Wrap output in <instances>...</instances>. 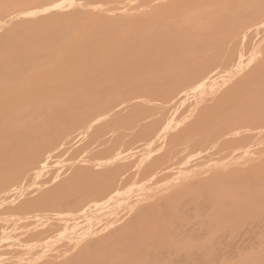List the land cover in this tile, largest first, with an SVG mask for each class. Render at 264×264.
<instances>
[{
    "label": "rangeland",
    "instance_id": "obj_1",
    "mask_svg": "<svg viewBox=\"0 0 264 264\" xmlns=\"http://www.w3.org/2000/svg\"><path fill=\"white\" fill-rule=\"evenodd\" d=\"M43 1L45 2L43 3ZM60 1L62 2L60 3ZM147 1L150 0H55L52 3L49 0V4L46 0H0V21L3 24L0 25V83H2L0 84V118L7 116L8 118L4 119L8 121L13 119L12 123L7 121L5 126L9 124L10 127L11 124L16 123H19V126L22 115L25 118L31 116L29 112L31 107L33 109L36 105L38 107L39 104H47L51 101L56 103V99H59L61 94L70 93L63 90L74 88L80 90L79 92H85V90L93 92L106 89V95L104 93L103 96L104 91L101 93L102 96L87 94L89 97H83V102L78 100V91L75 92L78 99H73L75 102L82 103L79 104L82 109L88 104L92 108H87L86 117L77 120V128H72L68 132L59 129V132L53 133V144L38 149L37 141H34L36 144L35 146L32 144L34 147L28 148L27 146V149L23 147L25 148L23 150L20 145L22 141L20 144L17 141L16 145H20V148L15 150H18V153L17 151L15 153V150L14 153L9 151L11 153L7 157L0 158V183L7 182L10 174L17 176L19 178L15 182L21 181V184L24 185L23 188H26L24 194L16 202L26 198H35L58 184L63 176L68 174L69 164L73 160V166L90 167L96 172H101L107 166L95 164L101 161L100 158L103 154L100 152L104 147L109 146L110 141L111 144L114 139L117 141L119 139L122 146L125 142L127 147L124 146L123 149L130 148V153L127 152L132 155L127 156L129 155L127 153L125 155L127 157L119 161L130 160L131 162L140 155L142 145L146 144V140L149 141L158 136L161 131H165V136L160 140L157 139L151 145L153 150L161 147L158 152L155 151L152 155L158 156L173 145L178 151L175 161H186L182 166H191L189 169L194 172L187 176L188 178L191 175L190 178H186V181L190 183V181L197 180L199 182L201 180L206 181V184L196 197L194 195L193 200L187 197L188 202L184 204L185 207L183 206L180 212L171 216L169 223L173 229L166 232L167 236L163 232L162 237L165 238H163L165 241H160L170 243L167 242L169 246L167 251H170V254L167 251L166 254L163 252L165 257H162L161 254L158 256V254L157 256L162 258L155 257L154 260L158 263L163 262V264L165 261L168 263V260L171 259L175 261L171 262L176 264H187L188 261H191L192 264L196 262V264L199 262L204 264L205 260L207 264H264V48L262 49L264 46V16L255 13L254 20L256 22L253 23L255 25H250L245 29L241 27L231 37L230 31L227 32V28L220 25L219 22L221 20L233 21L239 16L238 12L240 15L243 14L242 5L253 3V0H151L148 3ZM46 2L49 4L47 7ZM54 2L58 4L56 3V5ZM25 3H27L26 8H23ZM30 7H34L33 11ZM27 8H30L31 12H28ZM38 8L40 9L38 10ZM23 9H26L27 13ZM222 9L226 11V15L220 14V17L219 10ZM203 11L204 13H202ZM241 16L243 18L244 15ZM191 19L195 21H192L193 24ZM186 22H188V26ZM257 22L259 25L256 24ZM261 22L262 24H260ZM197 27L198 29H195ZM228 29L232 30V28ZM237 31H239L238 34ZM207 34L208 36L211 34L208 39ZM260 38L262 42L257 52H252L251 49L256 47L254 45L261 40ZM219 40H222V43ZM192 41L195 42L190 44L189 42ZM215 43H218L219 46ZM25 47L27 48L24 49ZM57 48L61 52L57 51ZM238 49L239 51H237ZM218 52L221 55L218 56ZM255 52L257 54H254ZM227 53H230V58L225 57ZM138 56H144V58L140 59ZM223 58L225 61L222 60ZM42 65H44L43 68H41ZM36 73H38L37 76L42 74L37 77L34 76ZM7 77L10 81L5 83ZM11 77L13 78L11 79ZM26 77L29 80L25 79V84L24 78ZM1 78L5 80L2 79V82ZM22 82L24 85H19ZM49 88L56 91H48ZM231 92L234 94L233 101L226 102V109L217 110L215 106L219 105L224 97ZM200 97L202 98L200 99ZM59 101L57 105L55 104L56 109ZM64 101L63 103H65ZM27 104L32 105L29 107ZM71 105L68 106L71 107ZM25 107L29 108L22 109ZM62 109L64 110L66 107L61 108V112L58 111V116L60 113H64H62ZM71 109L65 111L69 113L76 111L75 107L73 110ZM84 110L86 109L84 108ZM205 110H207V114L201 115ZM31 112L34 113V110ZM52 112L53 116L54 114L57 116L56 110L55 113ZM65 113L63 115H66ZM39 117H37V122ZM57 117L50 116V119ZM63 117L61 116V119ZM43 118L45 121L46 118ZM59 119L60 117H58V121ZM177 119L179 122L176 121ZM25 120L27 121V119ZM46 122L48 125L52 123L48 120ZM27 124L29 123L27 122ZM23 125L26 127L24 123ZM59 125L56 124L53 127L52 123L51 127L54 129ZM43 127L45 126L43 125ZM24 131H26L25 128ZM144 136L145 138H143ZM203 136L206 137V140L200 143L201 152L197 153L194 151L196 147L191 143ZM136 139H141V141ZM134 140L136 142H133ZM22 144L24 145V143ZM96 156H99V159H96ZM39 167L44 169L35 180L36 184H33L31 173ZM23 169L26 170L23 171ZM132 170L130 169V171ZM171 172L174 171L169 173ZM56 175L58 177L52 180ZM123 178L126 179L124 176ZM171 179L172 176L166 177L163 179L165 181L162 180L158 182V185H154L157 189L160 188L157 192L155 191L157 189L152 186L154 194L150 189L148 193L152 191L151 195H148L146 191L145 194L148 196L141 203L151 202V199L156 196L165 194L164 201L166 202L170 197L168 194L173 192H171L172 188L176 189L181 182L177 179V181L173 180L172 183H169ZM162 184H164L163 187H161ZM165 184L172 187L167 188L168 186ZM8 185L9 182L4 186ZM124 186H122L123 191L128 188L127 185ZM132 187V193L129 192L131 195L137 188L135 185ZM14 192L15 190L2 195L8 200L10 195H15ZM217 197L220 200H217ZM160 198L159 200L162 202V197ZM187 198L185 197L186 201ZM153 201L155 202V200ZM157 202L159 203L158 199ZM122 204L121 207L118 206L119 208L115 206L114 216L108 214L107 210L102 212V216L100 211H96L98 212L97 216H94L92 220L93 227L97 231L96 235L103 230V234L106 232L107 235L113 231L111 230L113 227L122 226L127 220L129 221L130 217L135 216L136 212L138 213V209H141L137 204L136 207H131L128 203ZM7 205L8 203L0 205V232L6 231L8 234V238L5 236L0 238V259L4 258L0 264H41L43 262L46 264V262L55 261H59L60 264L63 258L68 256L69 251H74L75 248L71 245L68 247L70 249H65V246H69L68 243L73 245L74 242L64 235L62 237V234H57L56 229L59 227L53 228L52 231L55 232L52 233L48 230L50 233V235L46 234L48 237L43 238L44 233L42 236L44 240L42 243L39 241L41 245H38V242H35L38 246L35 245L31 239L26 240L28 236L25 242L23 240L26 234L29 235L33 230V232L38 229L44 231L45 227L44 229L42 227L46 226V222L47 226L54 223L60 226L59 223L64 219L63 213L46 211L44 212L46 217L40 214L43 219L41 216L39 219L35 216H18V218L14 216V218L9 216L5 210ZM142 205L140 206L142 207ZM119 209H122L121 212ZM161 209L163 212L167 211L166 207L165 210ZM96 212L94 211V213ZM119 214L122 215L120 219H118ZM161 214L162 210L159 215L161 216ZM55 215L63 217L62 219L58 217L61 219L59 220L57 216L53 218ZM3 218H5L4 221ZM116 218L120 222L117 220L116 225L109 228L110 225L115 224L113 219ZM154 219L156 218L154 217ZM160 221L161 219L157 222ZM69 222H73V220ZM117 222L119 223L117 224ZM12 224L13 226H11ZM17 236L21 240L14 239ZM186 236L187 240L192 237L191 242H184L183 239ZM219 239L220 241H218ZM45 240H49V242H45ZM31 241L33 244L29 245ZM67 241L68 243H66ZM83 242L80 243V247L77 245V248L84 246L86 242ZM182 243L185 245L201 243L203 254L206 256L205 260L203 262L196 260L200 257V255L196 256L198 247L187 249V253L185 249L187 246L185 247ZM15 244L20 245L16 246ZM43 244L44 246H42ZM81 244L84 245L81 246ZM182 246L185 248L183 247V249ZM23 248L30 250L27 253H24V250V254H21L19 251H22ZM61 252L62 255L57 256ZM72 253L74 255V252ZM72 253L69 254L72 255ZM188 254L193 256L190 258ZM167 255L173 257L168 258ZM16 256H19V259ZM67 256L66 259H70ZM195 256L194 261L190 260Z\"/></svg>",
    "mask_w": 264,
    "mask_h": 264
},
{
    "label": "bare ground",
    "instance_id": "obj_2",
    "mask_svg": "<svg viewBox=\"0 0 264 264\" xmlns=\"http://www.w3.org/2000/svg\"><path fill=\"white\" fill-rule=\"evenodd\" d=\"M46 1H48V3H49V0H46ZM53 1H55V0H51V2L50 3H52ZM151 1V0H150ZM150 1H147V3L148 2H150ZM154 1V0H153ZM158 1V0H157ZM45 1H43V3H44ZM62 1H60V3H61ZM251 2V1H250ZM28 3V2H27ZM27 3H25V7H23V8H26V5H27ZM47 3V2H46ZM46 3H45V5H46ZM47 3V5H46V7L47 6H49V4ZM57 2H54V4H56ZM32 4V3H31ZM58 4V3H57ZM56 4V5H57ZM15 5V4H14ZM13 5V6H14ZM41 5V4H40ZM52 5V4H51ZM55 5V6H56ZM111 5V4H110ZM32 6V5H31ZM113 6V5H112ZM17 7V6H16ZM28 7V6H27ZM43 7V6H42ZM52 7V6H51ZM50 7V8H51ZM54 7V6H53ZM57 7V6H56ZM107 7H109V6H107ZM19 8V7H18ZM31 8V7H30ZM28 9V12H31V11H33V8H31V9ZM41 8V7H40ZM40 8H38V10L40 9ZM218 8V7H217ZM45 9H47V8H45ZM44 9V10H45ZM21 10V9H20ZM19 10V11H20ZM26 9H23V11H25ZM31 10V11H30ZM37 10V9H36ZM43 10V9H42ZM41 10V11H42ZM241 10H244L243 11V14H241V15H244L243 16V18H241L242 16L240 15V12H238V17L236 18V19H233V21L231 20V21H223V20H221L220 22H219V24L220 25H222V26H224L225 28H227V32L228 31H230L229 33V35L232 37V35L233 34H236L235 32H236V30H238L239 28H241V27H243V29H245V28H248L250 25L252 26V25H255V24H253V23H255L256 21L254 20V17H255V13H259V14H262V16H264V0H256V1H254L253 0V3H247V5L246 4H244V5H242V7H241ZM35 11V10H34ZM206 11V10H205ZM246 11V12H245ZM244 12H245V14H244ZM24 13V12H23ZM25 13H27L26 11H25ZM202 13H204V11L202 12ZM207 13V12H206ZM242 13V12H241ZM220 14H222V16H225L226 15V11H224L223 9L222 10H219V15ZM227 14H228V12H227ZM199 15H200V13H199ZM220 17H221V15H220ZM189 19V18H188ZM146 20V19H145ZM11 21V20H10ZM190 21V20H189ZM192 21H194L193 19H191V22ZM258 21V20H257ZM260 21V20H259ZM261 21L263 22V19H261ZM195 22V21H194ZM231 22V23H230ZM262 22L260 23V24H262ZM2 22L0 21V25H3V24H1ZM184 23V22H183ZM182 23V24H183ZM231 24L230 26H229V24ZM186 24H187V26H188V22H186ZM192 24H193V22H192ZM257 25H259L258 24V22L256 23ZM189 25H191V24H189ZM213 25H215V23H213ZM226 25V26H225ZM256 25V26H257ZM195 26V25H194ZM263 26H264V24H263ZM1 27V26H0ZM200 27V26H199ZM201 27H203V26H201ZM211 27H213V26H211ZM210 27V29H213V28H211ZM255 27V26H254ZM194 28V27H193ZM206 28V27H205ZM209 28V27H208ZM228 28H232V30H229ZM256 28V27H255ZM261 28H263V27H261ZM39 29V28H38ZM177 29V28H176ZM195 29H198V27L197 28H195ZM202 29V28H201ZM210 29H208V30H210ZM242 29V30H243ZM264 29V28H263ZM200 30V29H199ZM203 30V29H202ZM258 30V29H257ZM201 31V30H200ZM204 31V30H203ZM226 32V34H228ZM238 32L239 31H237V34H238ZM253 32H254V30H253ZM11 33V32H10ZM259 33V32H258ZM225 34V33H224ZM211 35V34H210ZM209 35V36H210ZM228 35V36H229ZM204 36V35H203ZM207 36H208V34H207ZM209 36L207 37V39L209 38ZM229 36V37H230ZM243 36H244V34H243ZM2 37V36H1ZM200 37V36H199ZM211 37V36H210ZM35 38V37H34ZM202 38V37H201ZM228 38V37H227ZM227 38H225V39H227ZM187 39V38H186ZM196 40H197V38H195ZM199 39V38H198ZM261 39V38H260ZM264 40V39H263ZM22 41V40H21ZM198 41V40H197ZM196 41V42H197ZM220 41V40H219ZM222 41V40H221ZM220 41V42H221ZM184 42H186V41H184ZM193 42H195V41H192V42H189L190 44H192ZM200 42H202L201 40H200ZM219 42V43H220ZM224 42V41H223ZM261 42H262V39L261 40H259V42H257V44L256 45H254L253 43H252V46L254 45V46H256V47H254L253 49H251L252 50V52L253 51H256L257 52V50H258V47L260 46V44H261ZM9 43V42H8ZM19 43V42H18ZM188 43V42H187ZM222 43V42H221ZM256 43V42H255ZM16 44V43H15ZM217 46H219L218 45V43H215ZM251 45V44H250ZM60 46V45H59ZM216 46V47H217ZM245 46V45H244ZM28 47V46H27ZM27 47H25L24 49H26ZM30 47V46H29ZM221 47V46H220ZM249 48H251V47H249ZM264 48V46L262 47V49ZM20 49V48H19ZM59 48H57V51H60L61 52V50L59 49ZM83 49V48H82ZM233 49H235V48H233ZM261 49V50H262ZM248 50H250V49H248ZM29 51V50H28ZM56 51V52H57ZM63 51V50H62ZM89 51V50H88ZM237 51H239V49L237 50ZM237 51H235V52H237ZM241 51V50H240ZM243 51H244V49H243ZM264 51V50H263ZM7 52V51H6ZM249 52V51H248ZM254 53V54H257V53ZM259 52V51H258ZM261 52V51H260ZM26 53V52H25ZM239 53V52H238ZM250 53H251V51H250ZM193 54V53H192ZM232 54V53H231ZM57 55V54H56ZM103 55H104V53H103ZM189 55V54H188ZM218 56L219 55H221V54H219V52H218V54H217ZM223 55V54H222ZM226 56L225 57H227V58H230V53H227V54H225ZM238 55V54H237ZM240 55V54H239ZM235 56H236V54H235ZM140 59L141 58H144V56H138ZM192 57V56H191ZM237 57V56H236ZM253 57H254V55H253ZM48 58V57H47ZM240 58V57H239ZM239 58H238V60H239ZM242 58V57H241ZM240 58V59H241ZM46 59V58H45ZM199 59V58H198ZM165 60V59H164ZM200 60H202V59H200ZM223 61H225V59L223 58L222 59ZM235 60H236V58H235ZM4 61V60H3ZM100 61V60H99ZM228 62V61H227ZM232 62V61H231ZM239 62V61H238ZM242 62V61H241ZM3 63V62H2ZM185 63V62H184ZM224 63V62H223ZM227 64V63H226ZM236 64H237V62H236ZM240 64V63H239ZM194 65V64H193ZM206 65V64H205ZM262 65V63L260 64V66ZM14 66V65H13ZM43 66L44 65H42L41 66V68H43ZM62 66V65H61ZM235 66V65H234ZM6 67V66H5ZM10 67H12V66H10ZM199 67H201V66H199ZM198 67V68H199ZM3 68V67H2ZM40 68V69H41ZM198 68H196V69H198ZM215 68H216V66H215ZM214 68V69H215ZM6 69V68H5ZM39 69V68H38ZM57 69V68H56ZM35 71H36V69H34ZM43 70V69H42ZM212 70V69H211ZM91 71V70H90ZM93 71V70H92ZM210 71V70H209ZM32 72V71H31ZM37 72V71H36ZM73 72H75V71H73ZM185 72V71H184ZM33 73H35V72H33ZM211 73V72H210ZM37 74L38 73H36V75H34V76H37ZM42 74V73H41ZM41 74H39L37 77H39ZM209 74V73H208ZM253 75V74H252ZM33 76V75H32ZM33 76V77H34ZM200 76V75H199ZM30 77H31V75H30ZM36 77V78H37ZM47 77V76H46ZM193 77V76H192ZM9 77H7V79H8ZM13 77H11V79H12ZM164 78V77H163ZM170 78V77H169ZM183 78V77H182ZM203 78V77H202ZM247 78V77H246ZM2 79H4V78H1V81H2ZM6 79V81H5V83L6 82H8V81H10V79H8L7 80ZM25 79H27V77L26 78H24V81H25ZM100 79V78H99ZM161 79V78H160ZM160 79H158L159 81H160ZM201 79V78H200ZM5 80V79H4ZM23 80V79H22ZM27 80H29V78L27 79ZM164 80V79H163ZM192 80V79H191ZM190 80V81H191ZM244 80H246L245 78H244ZM112 81V80H111ZM258 81V80H257ZM3 82V81H2ZM186 82V81H185ZM199 82V81H198ZM223 82V81H222ZM25 84H26V81L24 82ZM27 83H28V81H27ZM75 83V82H74ZM96 83H97V81H96ZM0 84H2V83H0ZM23 84V82L22 83H19V85H22ZM219 84V83H218ZM238 84V83H237ZM19 85H18V87H19ZM24 85V84H23ZM166 85H168L167 83H166ZM191 85V84H190ZM252 85V84H251ZM208 86V85H207ZM78 87V86H77ZM184 87V86H183ZM182 88V87H181ZM18 89V88H17ZM216 89V88H215ZM106 89L104 88V89H99L98 91L97 90H95V91H93V92H86V90H85V92H79L80 90H76V89H74V88H69V89H66V90H63V91H69L70 93H71V95H70V93L68 94L67 92L65 93H63V95L61 96L60 95V97H59V99L57 98L56 99V103H55V101H51V102H49V103H47V104H44V103H42V104H39L38 105V107L40 108L41 106V108L39 109L38 107H37V105H36V107H33V109H32V107H31V109H30V117H26L25 118V116L24 115H22L21 116V121H20V125L18 126V124L19 123H16V124H11V126L12 125H14V126H10L9 127V124L8 125H6L5 126V124H7V119H4V118H8L7 116H4V117H1L0 118V158L1 159H3V158H5V157H7L8 156V154L9 153H11L12 151V153H14V150L15 149H18V148H20V145H21V147L23 148V147H25L26 149H27V146H28V148H30V147H32L33 145L32 144H34V146L37 144V145H39V146H37L36 145V147L38 148V149H40V148H42V147H45V146H49V145H51V144H53V141H54V139H53V137H52V134L53 133H56V132H59L60 130H66L67 132L69 131V130H72V128L74 129V128H77V123H78V121L77 120H79L80 118H84V117H86V112H87V108L88 109H90V108H92V106H90V104H88V105H85V106H83V109H82V106H80L82 103H80V102H78V101H76L75 102V100L74 99H78V97H77V94L79 95V101H82L83 102V97H85L86 98V96L87 97H89L90 95H92V96H95V95H101L102 96V92H103V96H104V93L106 92L105 91ZM250 90V89H249ZM41 91V90H40ZM48 91H56V90H54V89H50L49 88V90ZM73 91V92H72ZM77 91H78V93H77ZM81 91H84V90H81ZM165 91H170V90H165ZM77 94H76V93ZM208 92V91H207ZM75 95H74V94ZM83 93H85L84 94V96H83ZM92 93V94H91ZM100 93V94H99ZM89 96H88V95ZM240 94V93H239ZM238 94V95H239ZM82 95V96H81ZM105 95H106V93H105ZM205 95V94H204ZM61 97H63V98H61ZM66 97H68L69 98V100H67L68 98H66ZM74 98V99H73ZM202 97H200V99H201ZM233 98H234V94L231 92V93H228L227 94V96L226 97H224V99L222 100V102L219 104V105H216L215 106V108L217 109V110H221V109H226L227 107H226V102L229 100V101H233ZM62 99H64V100H66V101H64V100H62ZM70 99H71V101H70ZM73 99V100H72ZM58 100H60L59 101V105L57 106V109H59V110H57L56 109V106H55V104L57 105V103H58ZM63 101L65 102V103H63ZM89 101V100H88ZM113 101V100H112ZM61 102V103H60ZM71 103V104H73V105H71V104H68L69 106L71 105V107H69L68 105H67V103ZM93 102V101H92ZM111 102V101H110ZM51 103H52V105H51ZM85 103V102H84ZM90 103V102H89ZM1 104V103H0ZM43 104L45 105L44 107H43ZM75 104V105H74ZM80 104V105H79ZM87 104V103H86ZM29 105V107L32 105V104H27V106ZM41 105V106H40ZM76 105H77V107H79L78 109H77V107H76ZM49 106V107H48ZM54 106V107H53ZM193 106V105H192ZM250 106V105H249ZM29 107H27V108H29ZM47 107V108H46ZM52 109H51V108ZM58 107H61V108H65L66 107V109H62L63 111H62V113L64 112H66V111H68V109L70 110V108H72L71 110H73V108L75 107V109L74 110H76L75 112H73V111H70V113L69 112H66L65 114L66 115H63V114H61V116L63 117L62 119H61V116H60V114H59V116H58V111L59 112H61L60 110H61V108H58ZM81 107V108H80ZM264 107V106H263ZM27 108L25 107V108H22V109H26L27 110ZM35 108V109H34ZM84 108L86 109V110H84ZM54 109V110H53ZM192 109V108H191ZM31 110L33 111L34 110V113L33 112H31ZM43 110V111H42ZM44 110H45V112H44ZM48 110V111H47ZM51 110V111H50ZM55 110L57 111V113H56V115L58 116V117H60V119H59V121H58V117L57 116H55V114H54V116H53V112L52 111H54V113H55ZM66 110V111H65ZM78 110H79V114H78ZM81 110V111H80ZM85 112H83V111ZM237 110V109H236ZM24 111V113H25V110H23ZM36 111V112H35ZM41 113H40V112ZM49 111H50V114H49ZM38 112V113H37ZM43 112V113H42ZM73 112V113H72ZM204 113H201V115H206L207 114V110H205V111H203ZM23 113V114H24ZM35 114V113H37V114H35V115H33V114ZM40 113V114H39ZM48 113V114H47ZM84 113V114H83ZM189 113H190V110H189ZM188 113V114H189ZM230 113V112H229ZM48 115L47 117L46 116H44V115ZM52 114V115H51ZM81 114V115H80ZM191 114V113H190ZM189 114V115H190ZM249 114H250V112H249ZM51 117H57L56 119H54V118H52V119H50V116ZM72 115H73V117H72ZM78 115V116H77ZM211 115V114H210ZM23 116H24V119H23ZM40 116V117H39ZM188 116V115H187ZM191 116V115H190ZM33 117V121L31 120V118ZM37 117H39V119H38V122H37ZM43 117H45L46 119H45V121H44V118ZM49 117V118H48ZM65 117H66V119H65ZM68 117V118H67ZM182 117H183V115H182ZM181 117V118H182ZM43 118V119H42ZM48 118V119H47ZM1 119H3V120H1ZM20 119V118H19ZM25 119H27V121L25 120ZM70 119V120H69ZM180 119V118H179ZM12 120L13 119H9V121L8 122H10V123H12ZM50 121V122H52L53 123V127H54V125H59L58 126V128H57V126H55V130L54 129H52L53 127H51L52 126V123H50L49 125L47 124L48 122H46V121ZM56 120V121H55ZM61 120V121H60ZM64 120H66L65 121V123H64ZM2 121H3V123H2ZM4 121H6V122H4ZM54 121V122H53ZM92 121V120H91ZM90 121V122H91ZM176 121H178L179 122V120L177 119ZM27 122L29 123V124H27ZM31 122V123H30ZM37 122V123H36ZM59 122V123H58ZM63 122V123H62ZM23 123L26 125V127H27V129H26V127L23 125ZM35 123V124H34ZM44 123V124H43ZM46 123V124H45ZM61 123H62V125H61ZM174 123V122H173ZM21 124H22V126H24L23 128H22V126H21ZM45 126V127H43V125ZM162 124V123H161ZM17 125V126H16ZM214 125V124H213ZM227 125H229V124H227ZM41 126V127H40ZM47 126H48V128H50L49 129V131H48V128H47ZM160 126H162V125H160ZM164 126H166V125H164ZM226 126V125H225ZM18 127V128H17ZM43 127V128H42ZM78 127H79V124H78ZM24 128H25V130L26 131H24ZM57 128V129H56ZM226 128V127H225ZM11 129H13V130H11ZM15 129V130H14ZM42 129V130H41ZM53 131H52V130ZM60 129V130H59ZM170 129V128H169ZM219 129V128H218ZM45 130V131H44ZM217 130V129H216ZM10 131V132H9ZM47 131V132H46ZM160 131H161V129H160ZM154 132V131H153ZM158 132V131H157ZM156 132V133H157ZM141 133V132H140ZM155 133V132H154ZM160 133V132H159ZM95 135V134H94ZM153 136H154V134H153ZM165 136V131L164 132H162L161 131V133L158 135V136H156V137H154V138H152L151 140H146L147 142H146V144H143L142 146V148H141V153H140V155L132 162H130V160H127V162H126V160L125 161H119V160H121V159H124V158H126L127 156H130V155H132V154H129L130 152V148H124L123 149V147L124 146H126L124 143H123V146H122V142H120L119 141V139H118V141L116 140V139H114L113 140V142L110 144V142H109V146H107V148H105V150H101L102 152H100V153H102L103 154V156L100 158V160L101 161H99L98 163H96V161L94 160V162L96 163L95 165H104V166H107V168L106 169H104L103 171H101V172H96V171H94L92 168H90V167H80V166H73L74 165V160L72 161V160H70V161H72L71 162V164H69L70 165V167L68 168L69 170V172H68V174L66 173V175H64L63 176V178L61 179V181L58 183V184H56L54 187H52V188H50V189H48L47 191H45V192H43V193H41L38 197H35V198H26V199H24V200H21L20 202H16L17 201V199H19V197H21L23 194H24V189L26 188H23V186L24 185H22L21 184V181L20 182H15L19 177H17V176H13L12 174H10L9 175V177L7 178L8 179V181L7 182H4V183H2V184H7L8 182H9V185L8 186H4V185H2L1 183V186H0V205L1 204H4V203H8V205H7V207L5 208V210L7 211V213H9V216H11V217H17L18 218V216H35V217H37V219H39L40 218V216H41V218H42V215H40V214H43V216H44V212H46V211H48V212H50V211H52V212H58V213H63L62 215L64 216V219L59 223V225L60 226H57L58 224L57 223H54L53 225L55 226L56 224V226L54 227L53 225H51V226H47V222L45 223L46 224V226L44 225L42 228L44 229V227H45V229H44V231L42 230V229H38V231H36L35 230V232H33V231H31V233H29V235H28V233L26 234V236H25V238L23 239L24 240V242H25V239H26V237L28 236V239H26V240H29V239H31V240H33L34 241V243L35 242H38L39 243V241H41L40 243H42V240H44L43 238H45L47 235L46 234H48V235H50V233L49 232H55V231H52V230H54V229H56V227H59V228H57L56 229V232H57V234H62V237H63V235L64 236H66V237H68L67 239H70V240H72L74 243H73V245H72V243H68V241L66 242V243H68V245L69 246H65V244H64V246L66 247L65 249L66 250H68V249H70V248H68V247H70V245L72 246V247H74L75 249H74V251H72V252H74V255H73V253L72 252H70L69 251V253H72V255L71 254H69L68 253V256L67 257H70V259L68 258V259H66V256L64 257L67 261L65 262V259L63 258V260L60 262V264H163V262H160V263H158V262H156V260H154V259H156L155 257H157V258H162V257H165V255H163L164 253L166 254V251H167V247L169 248V246L167 245L169 242L168 241H166V243H162V242H160V241H165V240H163V238L164 237H162V235L165 233L166 234V236H167V233L166 232H168L169 231V229H170V231L173 229L172 228V225H171V223H169V221L171 220V216L172 215H174V213L175 214H177V212H180V210L182 209V207L184 206L185 207V205L184 204H186L187 202H188V198L187 197H190L191 199L193 198L194 199V195H195V197H196V195L198 194V192L205 186V184H206V181H197V180H195L194 182H192V181H190V183L188 182V181H186V178H187V176L189 175V174H192V173H194V172H191L190 171V169H189V167H191V166H189V167H183L182 165H184L185 163H186V161L185 162H183L182 160H180V161H175V159L177 158V150L175 149V147L172 145V146H170L165 152H163V153H161V154H159L158 156L157 155H155V156H153L152 154H153V152H155V151H157L158 152V150L159 149H161V147H159V148H157V149H155V150H153V149H151V145L153 144V143H155V141H157V139H161V138H163ZM41 138V140H39ZM143 138H145V136L143 137ZM186 138V137H185ZM44 141H43V140ZM176 139V138H175ZM116 140V141H115ZM137 140V139H136ZM136 140H134L133 142H136ZM139 141H141V139H138ZM137 140V141H138ZM206 140V137H200V139H196L195 141H192V143L191 144H193V146L194 147H196V150H194L195 152H197V153H199V152H201V148H200V143H202L203 141H205ZM19 142V144H20V142H21V144L20 145H16V143H18ZM24 141H26V142H24ZM27 141H28V143H27ZM34 141H37L36 142V144H35V142ZM43 141V143H40V142H42ZM128 141H130V140H128ZM143 141V140H142ZM145 141V140H144ZM32 142V143H31ZM34 142V143H33ZM127 142V141H126ZM174 142H175V140H174ZM173 142V143H174ZM22 143H24V145L22 144ZM39 143V144H38ZM143 143V142H142ZM42 144V145H41ZM129 144V143H128ZM31 145V146H30ZM174 145H176V144H174ZM33 146V147H34ZM127 147V146H126ZM25 148H23V150H25ZM20 150H22V149H20ZM138 150V149H137ZM136 150V151H137ZM9 151H11V152H9ZM16 151H17V153H18V150H15V153H16ZM129 153H128V152ZM199 151V152H198ZM135 152V151H134ZM138 152H139V150H138ZM129 154V155H127L126 157H125V155L126 154ZM98 155V154H97ZM39 157V156H38ZM99 157V156H98ZM97 156H96V159H99ZM95 158V157H94ZM0 159V160H1ZM70 159H72V158H70ZM77 160H78V158H77ZM80 160V159H79ZM82 161V160H81ZM116 161H118V163H115ZM75 162H77V161H75ZM80 162V161H79ZM87 162V161H86ZM123 163V164H120V163ZM128 162H130V163H128ZM34 163H37V162H34ZM93 163V162H92ZM126 163V164H125ZM94 164V163H93ZM53 166V165H52ZM2 167V166H1ZM35 167V166H34ZM41 167V166H40ZM37 168V169H35L34 170V172H32L31 174V178H32V183L33 184H36L35 183V180L41 175V172H42V169H44V168ZM130 169H133L132 171H130ZM192 169V168H191ZM26 169H23V171H25ZM193 170V169H192ZM170 171H174V172H171V173H169ZM194 171V170H193ZM187 172V173H186ZM16 173V172H15ZM194 175V174H193ZM123 176L124 177H126V179H124L123 178ZM172 176V179L169 181V183H172V181L173 180H176L177 181V179H179V181H181L180 182V184L178 185V187L175 189H173L172 188V190H171V192L172 193H170V194H168V195H170V197H169V199L167 198V201L165 202L164 201V196L166 197V194L164 195V196H156V198H154V199H151V202L150 201H147L145 204L144 203H141V201L144 199V198H146V196H148L152 191H153V188H152V186L154 187V188H156V186H154V185H158V182H160V181H162L164 178H166V177H171ZM58 177V175H56V176H54L53 178H52V180H54L55 178H57ZM190 177H191V175H190ZM190 177H188V178H190ZM193 177V176H192ZM123 178V180L125 181H123V180H121ZM187 178V179H188ZM213 179V178H212ZM220 180V179H219ZM224 180V179H223ZM163 181H165V180H163ZM222 181V180H221ZM201 182V183H200ZM255 182V181H254ZM261 182V181H260ZM166 183H167V181H166ZM174 183H176V182H174ZM31 184V183H30ZM94 184H96V185H94ZM128 186V188H127V190H125V191H123L122 190V186ZM132 185H135V188H136V191L134 190V192L135 193H133V195H131L129 192L131 191V193H132V189H133V187H132ZM166 186H168L167 184H165ZM173 185H175V184H173ZM32 186H34V185H32ZM124 186V187H125ZM161 186V185H160ZM160 186H157V187H160ZM164 186V184H162V186L161 187H163ZM124 187H123V189H124ZM172 186L170 185V187L168 186L167 188H171ZM152 188V189H151ZM211 188H212V186H211ZM152 190L151 192H149L148 193V190ZM157 189V188H156ZM160 189V188H159ZM159 189H157V190H155L156 192L159 190ZM15 190V195H10L9 197V201L6 199V198H4L3 197V195L2 194H5V193H7V192H9V191H14ZM163 190H165L164 188H163ZM209 190V189H208ZM210 190H213V189H210ZM147 191V192H146ZM124 192V193H123ZM128 192V193H127ZM145 192L146 193H148V195L147 194H145ZM13 193V194H14ZM219 193V192H218ZM221 193V192H220ZM152 194H154V191L152 192ZM201 194V193H200ZM223 194V193H222ZM151 195V194H150ZM224 195V194H223ZM199 196V195H198ZM202 196H203V194H202ZM155 197V196H154ZM160 197H162V202H160L161 200H159V199H161ZM185 197L187 198V201L185 200ZM220 197V196H219ZM148 198V197H147ZM157 199H158V201H159V203L157 202ZM191 199H189V201L191 200ZM192 199V200H193ZM205 199V198H204ZM217 200L219 199L218 197L216 198ZM153 200H155V202L153 201ZM191 200V201H192ZM213 200H214V198H213ZM216 200V201H217ZM220 200V199H219ZM153 201V202H152ZM222 201V200H221ZM143 202V201H142ZM164 202V203H163ZM122 203H128V204H130V206L132 207V206H134V207H136L137 205H139L138 206V208H141V209H138V213L136 212V215L135 216H132V218L130 217V219H129V221L126 223H124V221H123V225L122 226H119V225H116V221L118 220V219H120L121 217H122V215L120 216V214H119V217H118V219L116 218L115 220L113 219V222L115 221V224H112V225H110L109 226V228L110 227H112L113 225H116L115 227H117V228H115V227H113L111 230H113L112 232H109L107 235H106V232H105V234H103V231H101L99 234H97L96 235V233H97V231L94 229L95 227H93V224H94V222H92V220H93V218H94V216H97L96 214L98 213V212H96V211H100L101 212V216H102V212L104 211V210H107V212H108V214H113V213H115V211L113 210L114 208H115V206L116 207H118V206H122V205H124V204H122ZM139 203H141V204H143L142 205V207L140 206L141 204H139ZM149 203V204H148ZM152 203V204H151ZM217 203V202H216ZM219 203H221L220 201H219ZM223 204H225L224 202H222ZM122 204V205H121ZM137 204V205H136ZM214 204H215V201H214ZM218 204V203H217ZM215 206H216V204H215ZM133 207V208H134ZM165 207H166V209H167V211H165V212H163V209H161V208H164V210H165ZM119 208V207H118ZM125 208V207H124ZM129 208V207H128ZM120 210V209H119ZM119 210H117L118 212H119ZM122 210V209H121ZM121 210H120V212H121ZM162 210V214H161V216L159 215V213H160V211ZM94 211L96 212V213H94ZM42 212V213H41ZM204 212V211H203ZM202 212V213H203ZM240 212H242V211H240ZM64 213H65V215H64ZM117 213V212H116ZM55 214V213H54ZM95 214V215H94ZM229 214V213H228ZM66 215L68 216L67 218H66ZM156 215H157V217H156ZM160 217H159V216ZM56 216H57V219H59L58 217H60V216H58V215H55V216H53V218H56ZM63 216H61L60 218L62 219V217ZM113 216H114V214H113ZM112 216V217H113ZM229 216H231L230 214H229ZM234 215H233V213H232V217H233ZM10 217V218H11ZM14 217V218H15ZM44 217H46V214H45V216ZM48 217V216H47ZM117 217V216H116ZM154 217L156 218V219H154ZM16 218V219H17ZM21 218V217H20ZM158 218H160L161 219V221L158 223L157 221H159L160 219H158ZM229 218H231V217H229ZM228 218V219H229ZM4 219L5 218H3L2 220L4 221ZM8 220H9V217L7 218ZM43 219V218H42ZM52 219V218H51ZM61 219H59V220H61ZM1 220V219H0ZM7 220V221H8ZM19 220V219H18ZM71 220H73V222H69V221H71ZM95 220V219H94ZM111 220V219H110ZM154 220H157L156 222L154 221ZM15 221V220H14ZM37 221V220H36ZM119 222H120V220H118ZM63 222V224H61ZM119 222H117V224L119 223ZM250 222V221H249ZM35 223V222H34ZM156 223H158V224H156ZM203 223H204V221H203ZM121 225V224H120ZM11 226H13V224L11 225ZM34 226V225H33ZM174 226V225H173ZM49 227H51V228H49ZM247 227V226H246ZM11 228H13V227H11ZM35 228H36V226H35ZM54 228V229H53ZM108 228V227H107ZM107 228H105V229H107ZM168 228V229H167ZM2 229V228H1ZM3 229H5V228H3ZM29 229V228H28ZM96 229H98V228H96ZM101 229H102V227H101ZM27 230V229H26ZM40 230V231H39ZM42 230V231H41ZM46 230V231H45ZM48 230H50L49 232H48ZM2 232V231H1ZM0 232V233H1ZM164 232V233H163ZM226 232V231H225ZM7 232L6 231H4V233H1V237L0 238H3L4 236L5 237H7L8 238V234H6ZM45 233V235L43 236V234ZM171 233V232H170ZM5 234V235H4ZM191 234V233H190ZM54 235H56V234H54ZM59 235V236H60ZM94 235H96V236H94ZM101 235H102V237H101ZM224 235V234H223ZM9 236H11V235H9ZM20 236V235H19ZM19 236H17L16 238H14V239H17ZM42 236H43V238H42ZM91 236H94V237H91ZM165 236V237H166ZM185 236V235H184ZM183 236V237H184ZM190 236V235H189ZM220 236V235H219ZM222 236V235H221ZM48 237V236H47ZM55 237V236H54ZM62 237H60L61 239H62ZM65 237V238H66ZM91 237V238H90ZM97 239H96V238ZM161 237L162 238V240H161V238L159 239V238ZM225 237V236H224ZM11 238V237H10ZM20 238V237H19ZM18 238V239H19ZM41 238V239H40ZM56 238V237H55ZM65 238H63V239H65ZM216 238V237H215ZM14 239H12V240H14ZM17 239V240H18ZM66 239V240H67ZM165 239V238H164ZM188 239V237L186 236V238H184L183 240H185L184 242H191L190 240L192 239V237L190 238V240H187ZM19 240H21V239H19ZM22 240V241H23ZM49 240H54V239H49ZM49 240H45V242L46 241H48L49 242ZM216 240V239H215ZM33 241H31V243L29 242V245H31V244H33L32 242ZM86 242V243H84V242ZM217 241V240H216ZM218 241H220V239L218 240ZM0 242H1V240H0ZM18 242V241H17ZM19 242H21V241H19ZM23 242V243H24ZM55 242V241H54ZM57 242V241H56ZM55 242V243H56ZM71 242V241H70ZM81 242H83L84 244H81V246L82 245H84V246H82L81 248H77V245L79 246L80 245V243ZM161 244H160V243ZM168 242V243H167ZM186 242V243H187ZM188 242V243H189ZM215 242V241H214ZM38 244V245H41V244ZM18 244V243H17ZM21 245H22V243H20ZM19 244V245H20ZM25 244V243H24ZM26 244H27V242H26ZM164 244V245H163ZM170 244V243H169ZM184 243H182V245H183ZM199 244V245H198ZM213 244V243H212ZM16 245V244H15ZM19 245H16V246H19ZM35 245H37V243H35ZM34 245V246H35ZM37 245V246H38ZM67 245V244H66ZM214 245V244H213ZM10 246V245H9ZM15 246V247H16ZM23 246V245H22ZM37 246H35V247H37ZM42 246H44V244L42 245ZM63 246V245H62ZM186 248H185V247ZM184 246H182V248L184 247L186 250L188 249H190V248H192V247H198L197 248V250H196V252H198V255H196V256H198L199 257V255H200V257H199V259H196V256L194 257V258H192V259H190V260H193L194 261V259H196V260H198V262H199V260L200 261H202L203 262V260H205V258H206V256L203 254V251H202V244L201 243H196V244H184ZM189 246V247H188ZM219 246V245H218ZM12 247H14V246H12ZM33 247V246H32ZM80 247V246H79ZM27 248H30L29 246H27ZM26 248V249H27ZM183 248V249H184ZM218 248V247H217ZM221 249H222V247H220ZM25 248H23V250L22 251H19V252H21V254L23 253V251L25 250V252L24 253H27V251H29L28 249L26 250ZM78 249V250H77ZM77 250V251H76ZM169 250V249H168ZM188 250H187V253H188ZM65 251V250H64ZM64 251H62V252H64ZM177 251V250H176ZM218 251H220L219 249H218ZM217 251V252H218ZM43 252H45L44 251V249H43ZM42 252V253H43ZM62 252L60 253V254H58L57 256H59V255H62ZM76 252V253H75ZM164 252V253H163ZM190 252V251H189ZM17 253V252H16ZM23 253V254H24ZM167 253H169L170 254V251H167ZM174 253V252H173ZM191 253V252H190ZM194 254H195V252H193ZM18 254H20V253H18ZM37 254V253H36ZM39 254V253H38ZM159 254V255H158ZM163 255L162 257H158V256H161V255ZM69 255H71V256H69ZM158 255V256H157ZM189 255V254H188ZM35 257H36V255H34ZM42 256V255H41ZM168 256V258L170 257V255H167ZM190 256V255H189ZM193 255H191L190 256V258L192 257ZM263 256V255H262ZM9 257V256H8ZM11 257V256H10ZM14 257V256H13ZM18 259H19V256H16ZM15 257V258H16ZM173 257V256H172ZM172 257H170V258H172ZM37 258V257H36ZM168 258H166V260H168ZM4 258H1L0 259V261H2ZM8 259V258H7ZM11 259V258H10ZM33 259V258H32ZM189 259V258H188ZM214 259V258H213ZM154 260V261H153ZM161 260H163V259H161ZM28 261H30V260H28ZM164 261V260H163ZM171 261H174L173 259H171V260H168V263H167V261H165L164 262V264H176V263H174V262H171ZM179 261V260H178ZM192 261V262H193ZM59 261H55V262H46V264H54V263H56V264H59L58 263ZM62 262H65V263H62ZM154 262H156V263H154ZM177 262V261H176ZM183 262V261H182ZM191 261H188L187 262V264L188 263H190ZM209 262V261H208ZM264 262V261H263ZM44 263V262H43ZM43 263H41V264H43ZM197 263V262H196ZM196 263H194V264H196ZM205 263H206V260H205ZM204 263V264H205ZM45 264V263H44ZM179 264V263H178ZM186 264V263H185ZM190 264H192V263H190ZM199 264H201L200 262H199ZM207 264V263H206Z\"/></svg>",
    "mask_w": 264,
    "mask_h": 264
}]
</instances>
